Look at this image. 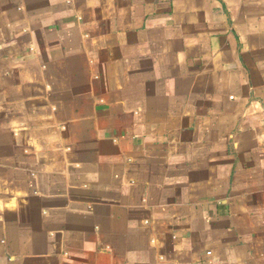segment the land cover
<instances>
[{
	"label": "crops",
	"instance_id": "crops-1",
	"mask_svg": "<svg viewBox=\"0 0 264 264\" xmlns=\"http://www.w3.org/2000/svg\"><path fill=\"white\" fill-rule=\"evenodd\" d=\"M0 264H264V0H0Z\"/></svg>",
	"mask_w": 264,
	"mask_h": 264
}]
</instances>
